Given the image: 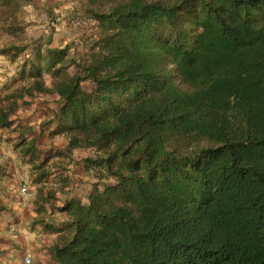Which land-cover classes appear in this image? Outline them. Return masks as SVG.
Returning <instances> with one entry per match:
<instances>
[{
    "label": "trees",
    "instance_id": "trees-1",
    "mask_svg": "<svg viewBox=\"0 0 264 264\" xmlns=\"http://www.w3.org/2000/svg\"><path fill=\"white\" fill-rule=\"evenodd\" d=\"M20 10L0 0V31L16 36ZM84 10L97 32L83 55L47 47L19 72L26 95L59 96L50 135L110 180L64 204L48 264H264V0ZM17 96L0 95V129Z\"/></svg>",
    "mask_w": 264,
    "mask_h": 264
},
{
    "label": "crops",
    "instance_id": "crops-1",
    "mask_svg": "<svg viewBox=\"0 0 264 264\" xmlns=\"http://www.w3.org/2000/svg\"><path fill=\"white\" fill-rule=\"evenodd\" d=\"M45 86L50 88L51 80H46ZM59 107L56 93H37L30 108L22 113L34 131L36 127L37 139L34 142L39 150L59 160L52 168L51 176L55 177L48 194L43 191L38 195L37 192L30 193L26 199L15 197L8 180L11 176L26 177L30 170H27L26 164H20L26 158L23 149L13 148L12 141L0 139V205L7 209V215L2 212L3 209L0 216V264H23L22 258L26 253L31 255L32 264H48L51 261V248L64 233V226L69 221L67 213L62 210L64 204L72 199L86 204L92 186L98 183L101 189L104 184H100L104 180L98 181L83 162L85 157L94 155L91 149L66 150L67 139L64 136L50 135L54 123L40 127L42 120L52 119ZM2 129L4 133L10 132L9 127ZM15 130L10 133L15 134ZM58 150L60 153L53 154ZM13 227L15 229L11 232Z\"/></svg>",
    "mask_w": 264,
    "mask_h": 264
},
{
    "label": "rangeland",
    "instance_id": "rangeland-1",
    "mask_svg": "<svg viewBox=\"0 0 264 264\" xmlns=\"http://www.w3.org/2000/svg\"><path fill=\"white\" fill-rule=\"evenodd\" d=\"M20 2L21 10L18 17L21 22V30L17 31L15 37L0 31V95L7 97L22 94L23 96L15 98L16 105L10 114V119L13 121L11 126H14L12 128L10 126L9 131L17 129L16 133H4L2 129L0 139L12 141L13 148L31 150V140L37 139V131L36 127L34 131L33 126L27 124L22 113L30 108L37 92L29 96L21 89L23 82L19 72L22 65L26 59H34L37 51L44 53L47 47L65 49L68 55L78 59L89 48L97 29L94 22L85 13L83 6L85 2L81 0H20ZM13 45L22 46L25 49L14 54L17 50L10 49ZM13 55L16 56L12 58ZM69 71L74 72L75 67L70 66ZM43 79L48 81L51 80V77L49 74L43 73ZM81 86L85 90H91L93 83L83 81ZM48 124L49 119L44 118L40 127L49 126ZM32 147L31 153L24 152L26 158L20 161L21 165L26 164L27 170H30L27 176L23 178L11 176L8 180L10 191L14 190L15 197L26 199L25 197L30 193L37 192L38 195L43 191L48 194L52 185L51 181L55 177L51 176L52 168L59 160L52 159L50 154L41 152L35 142ZM56 153H60V151L53 152V154ZM61 154L65 155V153ZM108 182L109 180L105 179L100 184ZM22 185L27 188L25 193H21ZM0 206L2 207L0 216H2L1 211L5 206L3 204ZM6 210L4 209L2 212L6 214ZM14 229L15 227L11 229V232Z\"/></svg>",
    "mask_w": 264,
    "mask_h": 264
},
{
    "label": "built area",
    "instance_id": "built-area-1",
    "mask_svg": "<svg viewBox=\"0 0 264 264\" xmlns=\"http://www.w3.org/2000/svg\"><path fill=\"white\" fill-rule=\"evenodd\" d=\"M26 189H27L26 186L22 185L21 186V193H25ZM22 262H23V264H32L31 255L29 253H26L22 258Z\"/></svg>",
    "mask_w": 264,
    "mask_h": 264
}]
</instances>
